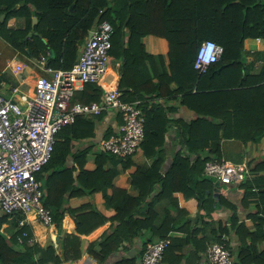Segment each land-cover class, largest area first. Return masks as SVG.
Here are the masks:
<instances>
[{
  "label": "trees",
  "instance_id": "obj_1",
  "mask_svg": "<svg viewBox=\"0 0 264 264\" xmlns=\"http://www.w3.org/2000/svg\"><path fill=\"white\" fill-rule=\"evenodd\" d=\"M13 18L22 19L23 26L8 27ZM33 18L37 19L34 24ZM104 21L113 28L110 55L121 64L118 89L123 99L144 100L147 96L178 101L193 118H170L168 112L176 111L173 107L164 109L161 104H152L147 108L144 103V140L140 149L152 163L137 167L130 175L136 190V194H130L115 187L114 180L120 171L133 165L131 157L122 159L95 152V169H84L94 146L91 141L96 126L102 125L107 114L77 116L58 132L51 159L37 176L43 183L42 203L50 211L58 235L66 214L74 220L75 233L63 234L57 251L52 242L46 246L30 244L33 231L28 225L18 226L19 215L0 216V264H63L78 261L83 253L106 264L124 242L130 243L143 230L158 237L157 241L169 239L162 264H180L182 257L175 253L181 248L176 246L182 244L168 234L180 229L177 223L183 219L181 215L187 220V213L179 209L172 219L166 212L158 226L154 223V202L180 192L206 210V191L215 181L205 177V163L222 161L224 141L256 143L264 136V51L256 53V59L249 63L244 48L248 39L264 40V0H0V39L13 46L14 52L30 58L45 57L52 69H70L78 59V47ZM30 32L33 35L28 39ZM147 35L167 41V63L163 56L145 51L140 39ZM204 42L217 44L222 52L217 61L199 72L194 65ZM258 62L261 63L255 68ZM102 93L97 85L86 84L74 98L89 104L99 102ZM115 122L117 125L121 119ZM113 130L110 126L101 139L108 138ZM170 130L177 147L167 151ZM168 152L171 162L166 165ZM106 165L109 168L105 169ZM255 171L264 172V159ZM247 182L240 183L244 189L241 203L245 206L248 199L255 200L256 230L251 232L239 224L233 212L230 227L219 225L214 233L216 241L224 243L233 254L234 264H264V250L259 252L256 247L264 240V174L254 180L256 189L250 185L247 188ZM156 185L160 187L154 192ZM97 192L116 212L110 219L90 203L75 209L66 207L69 197ZM151 194L154 202L147 201ZM219 202H223L221 198ZM143 207L145 213L137 216ZM107 221L112 223L111 230L84 248L80 236L89 235ZM230 229H235L238 238L236 252L223 239ZM148 242L143 245L141 258L146 247L156 241ZM203 247L205 250L206 245ZM110 264H137V260L122 257Z\"/></svg>",
  "mask_w": 264,
  "mask_h": 264
},
{
  "label": "built area",
  "instance_id": "obj_2",
  "mask_svg": "<svg viewBox=\"0 0 264 264\" xmlns=\"http://www.w3.org/2000/svg\"><path fill=\"white\" fill-rule=\"evenodd\" d=\"M92 36L83 43L76 63L70 69L42 70L49 77L39 76L30 93L18 84L0 85V210L5 215L17 216L18 226L40 223L43 227L53 225L52 216L42 203L43 183L37 178L51 159L56 135L71 125L77 116H96L102 112L121 119L108 138L100 139L98 150L126 159L133 157L144 140V105L150 101H125L115 85L102 84L111 59L113 28L107 21L96 25ZM209 45H212L209 50ZM220 46L204 42L200 46L195 69L204 72L206 67L221 55ZM21 69L17 65L12 71ZM86 84H95L103 93L99 102L83 104L72 102L74 95ZM145 103V104H144ZM246 172L245 164L228 161H208L203 173L218 183L229 185L237 182ZM37 242L36 238L30 243ZM169 239L149 244L141 258V264H162V257ZM210 264H234V256L224 243L213 241L207 248ZM64 264H100L91 258L81 262Z\"/></svg>",
  "mask_w": 264,
  "mask_h": 264
},
{
  "label": "crops",
  "instance_id": "obj_3",
  "mask_svg": "<svg viewBox=\"0 0 264 264\" xmlns=\"http://www.w3.org/2000/svg\"><path fill=\"white\" fill-rule=\"evenodd\" d=\"M36 19V18H35ZM33 21V19H32ZM37 21V19H36ZM36 22H33V24ZM23 26V20L22 19H10L8 21V27L11 28H18ZM31 36L29 37L27 35V38L30 39L32 37V32H30ZM140 42L143 44L144 49L147 53L151 55H161L164 57L165 63H167V52H168V44L167 41L163 38L156 37L153 35H147L144 37H141ZM0 39V45L1 48L5 47L7 43ZM83 45V44H82ZM82 45L78 47V56L80 54ZM8 46V45H7ZM245 51L247 54V61L252 63L255 59L256 53H261L264 51V40L262 39H248L245 41L244 44ZM11 49V48H10ZM9 54H17V57H24L26 61V65L22 64L21 62H14L12 60H8L3 68V71L10 70L12 74V78L10 76H7V78L0 79V85L3 84L5 87V92H7V87L11 86L12 84H18L21 89L26 92L30 93L31 89L34 85L35 80L39 76H45L49 77V74L45 73L42 70V62L41 58H44V66H47V59L45 57H41L39 59L37 58H30L24 54L18 55V52H14V50L11 49ZM20 54V53H19ZM48 54V53H47ZM112 62V63H111ZM258 62L255 64V68L259 65ZM17 65L21 66V69L18 72H13L12 69H14ZM48 67V66H47ZM120 67L121 64L119 61L114 59L111 56L110 59V66L108 67L106 77L111 75L112 79L110 80L109 84L107 86L113 87V86H119L120 81ZM50 68V67H49ZM52 69V68H51ZM26 70H29L26 75H22ZM54 70V69H53ZM3 73V72H2ZM22 75L21 78L16 79V76ZM105 77V78H106ZM171 88H175V85H172ZM147 101H150L151 104H161L164 109H168L169 107H173L176 111L175 113L168 112V116L170 118L174 117H181L183 119H190L193 118V115L187 111L185 108L179 105L178 101L173 100H163L156 97H147L144 98ZM174 113V114H173ZM116 117L112 114H107L104 118V121L102 125L96 126L95 129V136L92 139L93 143V149L92 152H89L86 158V162L84 164V169L87 171H93L95 169L94 164V157L95 152H99L98 150V142L102 138L103 132H106L107 129L111 126L112 128H115V122ZM77 143L76 141L74 144ZM90 144V143H89ZM88 145V144H83ZM83 145H80L83 147ZM177 147L176 146V138L173 130H170L168 135L166 136V143H165V149L168 151L171 148ZM222 160L231 162L232 164L238 165V164H245L246 165V172L242 174V176L239 177L237 182H234L229 185H224L221 183H218L217 181L213 182L211 189H208L206 191V194L208 195L205 199H207L205 205L206 210H201V208L198 207V202L194 198H184L183 194L180 192L174 193L172 198L170 199H163L158 200L154 202V196L150 195L148 198L149 201H153L154 204V211L156 212V219L154 223L156 225H160L161 221L164 219L166 212L169 213L172 219H175L179 209L186 211V218L187 220H184V216L181 215L183 218L181 221L177 223L178 227L180 228L177 231H170L168 236L169 238L179 240L181 246L180 251H176V255H181L182 259L180 264H210L207 259V248L213 241L217 240V235L214 233L215 229L218 228V226L223 227H230V217L232 216L233 212H235V218L237 222L243 223L245 227L253 232L256 230V221L254 217V214L256 212L255 207V200L254 199H248V202H246L245 206L242 205V198L244 194L243 187L240 186V183L242 181H248L246 184V187L249 188L253 187L256 189V183L254 180L257 178L258 175H263L264 172H256L255 167L262 162L264 159V136L256 143L247 142L246 144H238L234 141H224L222 142ZM166 162L165 164L168 165L171 162V155L169 152L166 156ZM131 161L133 162V165L128 168L127 170L120 171L117 177L114 180V186L120 189L127 190L130 194H136V190L132 187L130 183V175L136 171L137 167H140L144 164L150 165L152 163V159H146L143 154L142 150L139 149L133 157H131ZM72 162L69 161L68 168L71 167ZM109 168V165L105 166V169ZM164 171V167L161 168V172ZM77 171H75L73 174L76 175ZM159 185H156V190L159 188ZM254 191V190H253ZM110 193V190H107V194ZM220 198L223 202H219ZM67 205L66 207H70L72 209L78 208L79 206L83 204L90 203L94 206V208L104 217L107 219H110L113 217L116 212L113 208L108 207L104 201V198L102 196L101 192L94 193L92 196H72L69 197L66 201ZM228 205H232L234 207V211L230 209ZM146 211V208L143 207L140 209L137 216L144 214ZM37 223H32L28 226L31 227L32 231H34V227H42L43 226H35ZM6 224H4L2 227H5ZM112 223L111 221H107L105 224L94 230L92 233H90L87 236H80L82 240V246L85 248L88 243L91 242H98L103 237L104 234L109 232L111 230ZM51 230L53 231L52 236L54 237V244L57 249V251H60V242L61 237L63 234H73L75 233V224L72 217L69 215H65L64 219L62 220L61 224V232L58 235L57 230L55 228V224L53 223L52 226H49ZM264 230V226H263ZM140 232L138 236H135L130 243L124 242L122 244V247L119 248V250L116 253H113L108 258V264L115 262L122 257L127 258H134L137 260V264H141V255L143 251V245L144 243L151 241H157L158 237L151 236L149 233ZM33 236L35 237L36 234L33 233ZM223 239L225 242H227L230 246L232 251L236 252L237 247L239 245L238 238L235 234V229H230L227 235H223ZM39 239H37V243ZM185 241V242H184ZM150 243V242H148ZM40 244V243H39ZM41 245V244H40ZM203 245H206L205 250ZM42 246V245H41ZM257 250L259 252L264 250V240H261L257 242L256 244ZM91 258L94 260L90 255L83 253L82 257L77 261L81 262L85 259ZM98 262V261H97ZM71 263V262H68ZM106 263V264H107ZM64 264V263H63ZM167 264V263H163Z\"/></svg>",
  "mask_w": 264,
  "mask_h": 264
},
{
  "label": "rangeland",
  "instance_id": "obj_4",
  "mask_svg": "<svg viewBox=\"0 0 264 264\" xmlns=\"http://www.w3.org/2000/svg\"><path fill=\"white\" fill-rule=\"evenodd\" d=\"M7 45L5 47H3V48H1V45H0V77H2V78H7V76H10V78H12V74H11V72H10L9 69H7L8 71H6V72L3 71V68H4V66H5V64L7 62V59L8 60H12L14 62H21L22 64H25V65L27 64L26 61H25V59H24V57H20V56L17 57V54L16 55L9 54V52L11 51V49L12 50H14V49H13V46H11L9 44H7ZM18 55H21V53L20 54L18 53ZM109 66H110V62H109ZM28 71L29 70H26L22 75L23 76L26 75L28 73ZM22 75L16 76L15 78L19 80V78H21ZM111 79H112V76L111 75L107 76L103 80L102 84L104 86H107L109 84V82H110ZM75 95H74V97H75ZM74 97L72 99V102L75 101V98ZM39 225H40V223H37L35 226H39ZM5 227H3V228H5ZM53 231H55V230L54 229L51 230L49 227H44V229L42 227H34L33 233L36 234V236H35L36 240L39 239L38 242L42 246H46L47 244H49L51 242L54 243V237L52 236ZM34 242L35 241H33L30 244H33Z\"/></svg>",
  "mask_w": 264,
  "mask_h": 264
},
{
  "label": "water",
  "instance_id": "obj_5",
  "mask_svg": "<svg viewBox=\"0 0 264 264\" xmlns=\"http://www.w3.org/2000/svg\"><path fill=\"white\" fill-rule=\"evenodd\" d=\"M33 22H36V19L35 18H33ZM28 36L30 37L31 34H28ZM91 36H92V32H89L88 38H90ZM0 216H5V214L1 210H0Z\"/></svg>",
  "mask_w": 264,
  "mask_h": 264
},
{
  "label": "clouds",
  "instance_id": "obj_6",
  "mask_svg": "<svg viewBox=\"0 0 264 264\" xmlns=\"http://www.w3.org/2000/svg\"><path fill=\"white\" fill-rule=\"evenodd\" d=\"M211 44H213V43H211ZM213 45H215V46H218L217 44H213ZM211 47H213L212 45H209V50L211 49Z\"/></svg>",
  "mask_w": 264,
  "mask_h": 264
}]
</instances>
